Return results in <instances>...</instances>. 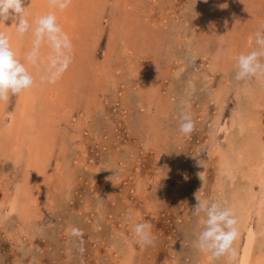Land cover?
<instances>
[{
    "label": "rangeland",
    "instance_id": "rangeland-1",
    "mask_svg": "<svg viewBox=\"0 0 264 264\" xmlns=\"http://www.w3.org/2000/svg\"><path fill=\"white\" fill-rule=\"evenodd\" d=\"M80 1L72 0L70 6L89 15L95 31L102 33L93 54L79 55L85 42L69 29L71 16L64 15L74 50L61 78L67 92L56 83L51 89L61 93L58 102L65 101L64 108L57 105L56 115H49L57 127L43 181L44 207L36 209V220L24 228L18 227L21 222L15 216L4 224L0 219V264H120L127 258V239L134 245L136 264H219L220 260L204 263V255L193 247L200 219L192 211L194 194L199 191L202 199L215 200L212 191L218 176V157L211 158L208 146L212 119L221 106L211 92L221 85L238 90L227 114L247 105L252 90L257 98L264 95V85L255 80L245 86L233 78L238 55L255 47L242 33L250 27L247 33L254 35L264 24V0H217L220 4L210 10L205 0ZM203 5L208 25L204 33H197L190 19H198ZM228 11L232 13L225 15ZM221 23L236 29L224 41ZM129 29L138 46L142 39L151 45L144 53L140 47L128 55L117 44L109 47L113 33L117 42ZM231 41L236 55L212 74V53L219 47L229 50ZM138 65L142 72L155 66L170 68L161 75V93L151 106L138 94ZM263 100V106H250L247 112L258 121L264 119ZM182 111L195 122L191 138L178 131ZM152 135L156 139L149 143ZM2 171L0 165V179ZM4 196L0 184V201ZM147 196L155 203L152 209ZM137 223L151 226L153 245L141 248L136 243L132 229ZM73 226L83 230V253L78 240L68 234Z\"/></svg>",
    "mask_w": 264,
    "mask_h": 264
},
{
    "label": "bare ground",
    "instance_id": "bare-ground-1",
    "mask_svg": "<svg viewBox=\"0 0 264 264\" xmlns=\"http://www.w3.org/2000/svg\"><path fill=\"white\" fill-rule=\"evenodd\" d=\"M80 2L85 3L83 0ZM219 4L220 2L218 3L217 0L204 2V5L211 6L208 7V10ZM204 5L198 9V19H190L197 33L203 32L208 25L209 13ZM25 6L28 7L27 18L30 23L40 15L53 12L57 17V22L61 21L60 26L68 36L65 17L71 16L70 19L68 18L71 25L69 29L80 36L83 43L85 42L86 48L77 54H93L92 48H95L99 39L98 36L102 32L95 31L94 26L96 25L87 17L89 15L86 16L82 12L76 13L72 6L61 11L53 7L49 0H26ZM82 7L80 5L79 9L82 10ZM97 8L92 7L94 10ZM253 9L256 10L255 7ZM230 13L232 12L228 11L224 14ZM202 14H205V17H202ZM89 22L93 25H90ZM220 26L219 35L222 41L226 40V34L234 35L236 32L233 25L221 23ZM243 27H245L244 24ZM214 29L217 30L218 28L215 27ZM245 29L246 31L242 33L243 36L246 34L248 43L254 44V35L247 33L250 32L251 28ZM0 31L9 35L12 50L16 53L17 58L23 62L24 54L31 47V34L27 33L23 37L16 35L15 26L12 25L11 21L7 22L6 25L0 23ZM131 33L133 30L129 29L126 34L118 37L117 42L115 39L117 36L113 33L111 38L107 40L109 47L114 49V45L117 44L122 47V53L125 55L140 47L141 54L144 53L151 45L147 40L142 39L140 41L141 46H138L139 42H134ZM80 39L76 38L75 46L78 45ZM219 48L212 53L209 61L208 68L212 74L229 64L233 55H236L235 51H237L235 43L232 41L229 44V50L225 51V49ZM106 54L109 55V53ZM48 55L49 49L47 46H42L40 63L35 68L30 67L38 86L21 93L19 96L12 97L7 103H0V165L3 169L0 184L4 186L5 195L4 200L0 201V219L3 224L8 221L7 218L15 216L16 221L21 222L18 223V227L24 228L36 220V209L44 207L42 191L45 184L43 181L47 175V164L50 161L48 160L50 147L56 141L54 130L57 127L54 125V117L51 116L50 118L49 115H53V113L56 115L57 107L62 106L65 101V98H61L58 102L57 96L61 97L62 95L55 88L54 91L51 90L52 84L39 83V75L46 66ZM75 65H73L74 70ZM83 65H80L81 70H84ZM86 66L88 65L86 64ZM140 66L138 65L136 68L141 81V87L138 84V94L149 102L148 106H151L154 104L155 98H158L161 93L158 83L166 68L155 66L142 72ZM190 75L192 74L190 73ZM61 80L60 78V83L58 80L56 84H59L58 86L67 92L66 87H62ZM238 94V90H230L224 85L211 92L214 101L221 106V109L212 119L211 139L208 146L211 158L213 156L218 157V176L215 180L212 197L226 206L233 207L239 217L240 234L234 244L239 253L237 264H264V119L258 121L247 113L251 110L250 106H253V109L263 106L261 102L264 95L257 98L255 91L252 90L251 99L247 105L241 104L231 114H227L228 106L231 104L229 101ZM56 101L59 104L55 105ZM143 108L145 107L143 106ZM153 124H156V120L153 121ZM261 127H263L262 130H260ZM155 139L156 136H149L148 142L151 143ZM204 172L205 169L202 168V176H205L203 175ZM145 198L149 204V209H152L155 203L148 196ZM126 242L128 244L127 258H123L120 264H136L134 245L128 239ZM202 259H204V263L208 261L205 255ZM219 264H225L224 260L221 259Z\"/></svg>",
    "mask_w": 264,
    "mask_h": 264
},
{
    "label": "clouds",
    "instance_id": "clouds-1",
    "mask_svg": "<svg viewBox=\"0 0 264 264\" xmlns=\"http://www.w3.org/2000/svg\"><path fill=\"white\" fill-rule=\"evenodd\" d=\"M49 2L63 11L71 5L72 0ZM25 3L26 0H0V23L6 25L11 21L16 35L23 37L30 33L32 37L31 47L24 54L22 62L12 50L9 35L0 31V103H7L12 97L38 86L30 67L35 68L40 63L42 46H47L49 55L46 66L39 75L40 84H55L72 63L73 44L57 22L56 15L48 12L30 23ZM254 44L252 50L238 56L234 65V80L245 86L253 80L264 85V24L256 30ZM178 131L185 138H191L195 131V122L187 112L182 111L179 115ZM198 192L194 194L196 204L192 208L193 214L200 218L193 247L210 262L223 259L225 264H237L239 253L234 244L240 234V221L235 209L220 201L202 199ZM132 232L141 248L154 244L149 224L137 223ZM68 234L78 240L81 245L79 251L83 253V230L73 226Z\"/></svg>",
    "mask_w": 264,
    "mask_h": 264
}]
</instances>
